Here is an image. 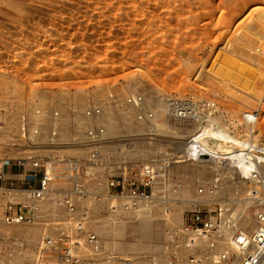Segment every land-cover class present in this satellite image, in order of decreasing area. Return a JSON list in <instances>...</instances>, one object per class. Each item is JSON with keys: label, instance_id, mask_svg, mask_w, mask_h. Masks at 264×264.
Segmentation results:
<instances>
[{"label": "rangeland", "instance_id": "374dc122", "mask_svg": "<svg viewBox=\"0 0 264 264\" xmlns=\"http://www.w3.org/2000/svg\"><path fill=\"white\" fill-rule=\"evenodd\" d=\"M130 95L144 97L141 109L128 104ZM177 99L193 102L192 130L210 120L211 103L214 126L264 143V0H0V115L6 121L0 160L17 156L14 135L20 113L30 116L41 108L48 117L60 111L57 142L65 153L87 158L78 141L87 126L106 125L101 120L106 115L114 123L106 125L108 136L118 137L113 158L118 175L135 174L152 160L168 161V177L156 187L155 203L147 212L132 214L121 200L113 208L102 199L80 202L75 214L55 206L49 220L37 224L8 225L0 213V264H66L61 248L45 242L59 233L78 238L88 264L189 261L206 253L204 239H196L201 251L193 250V237L184 229L196 211L225 222L234 214L236 229L253 231L264 203L252 197L253 182L240 167L228 155L191 152L189 144L183 145L190 129L178 136L183 141L178 154L169 134L157 130L158 123L173 124ZM93 104L106 107L105 114L88 121L84 111ZM121 109L126 115L119 120ZM139 110L153 111L155 117L138 122ZM246 113H254L256 121ZM48 117L44 140L53 127ZM128 142L133 147L120 152ZM138 143L143 152L132 151ZM185 172L192 176L186 179ZM15 173L9 185L17 184ZM144 214L159 224L151 240L129 225ZM80 218H85L82 233L76 230ZM12 226L39 232L30 240L9 234ZM89 233L98 236L99 249L87 243Z\"/></svg>", "mask_w": 264, "mask_h": 264}, {"label": "built area", "instance_id": "2783aa9c", "mask_svg": "<svg viewBox=\"0 0 264 264\" xmlns=\"http://www.w3.org/2000/svg\"><path fill=\"white\" fill-rule=\"evenodd\" d=\"M144 101L142 95L127 98L128 104L138 109L143 107ZM173 105L174 116L183 119L193 115V102L190 99H177ZM209 106L212 113L213 105L210 103ZM105 110L106 107L93 104L85 109L84 116L88 121H93ZM33 113L30 116L25 112L19 115V126L14 135L17 156L0 160V213L5 224H37L49 220V211L58 210L55 206L75 214L80 211L78 204L85 200L106 199L113 204V208H117L118 205L114 204L119 199L125 211L135 214L151 210L155 203L156 187L168 177V161L159 164L152 160L135 174L124 171V174L118 175V161L113 160L118 154V137H109L106 125L91 124L83 132L82 142L78 141V144L86 150L87 158L84 159L78 154L65 153L67 149L57 142L59 130L62 129L60 124H63L59 110L55 109L49 117L41 108H36ZM136 116L138 122H149L155 117L153 111L146 110H139ZM46 117L52 119L53 127L44 140L41 137ZM5 128L6 121L0 115V132ZM133 144L128 142L123 145L120 152L126 150L125 154ZM246 151L250 153L248 159L257 160L259 165L264 163V143L256 141L253 146L246 147ZM15 171L17 184L9 185L7 181ZM251 176L245 175V178H255L258 183L251 191L252 197L264 203V174L253 171ZM50 201H54V206L50 205ZM83 211L87 214V211ZM78 220L76 230L82 233L85 218ZM192 220L191 224L184 226L185 232L193 237L190 247L201 251L202 245H198L196 239L206 238V253L193 255L189 261L173 260L166 264H232L235 254L224 247L220 248L219 240L231 234L233 217L225 222L205 218L201 211H196ZM231 235L235 246L245 254L242 264H264V209L258 212L253 231H236ZM86 241L93 249H99L100 240L95 233L87 234ZM45 242L48 246L61 248L66 264H88L80 253L78 238L59 233L45 238Z\"/></svg>", "mask_w": 264, "mask_h": 264}, {"label": "bare ground", "instance_id": "6f19581e", "mask_svg": "<svg viewBox=\"0 0 264 264\" xmlns=\"http://www.w3.org/2000/svg\"><path fill=\"white\" fill-rule=\"evenodd\" d=\"M104 114L105 113H103V115ZM118 115H119L118 116V119L121 120L122 117H125L126 113H124V110L121 109V111H120V113ZM100 116L102 117V115H100ZM100 116H98V117L100 118ZM245 117L247 119L253 120V121H256V119H257V117L254 116L252 113H246L245 114ZM183 119H184V122H182L181 125H180L178 123V120H180V118L176 115V116L173 117V120H172L173 121V124L158 123L157 124V127L155 126L159 132H162V133L163 132H167V134H169L168 135L169 136V140H172V143H175L177 145V150L178 151L176 152V154L182 152V145H180V143H182L183 141L182 142L179 141L180 138L178 136L182 135V130L183 129H186V130L187 129H190V130H192L191 128L193 127L192 126L193 125L192 123L194 122L193 121L194 120L193 115L192 116H188V117L183 118ZM199 119L200 118H198L196 120L199 121ZM101 120H102V123H105L107 126L112 125L114 127V123H110V122L107 121L108 120V117H106V115H104V118H102ZM186 122H188L189 126H188V124H186ZM213 124H214V119H213L212 116H210V120L207 123H205L203 121L202 122H199V125L195 129L193 128L194 130L190 131V138H189V140L186 143L184 142L185 144H183V145L189 144V149L191 150V152H193L196 149H197V151H202L203 150L205 152H208V153H202V155L209 154V153L212 154V155H215V156H217V155L218 156L219 155L220 156L221 155H228L229 157L232 158L233 163H235V165H237V166L240 167L241 172L244 175L251 176L253 171H259V172H262L264 174V163H260V165H259L258 162H257V160H255V159L254 160L248 159V155L250 153L248 151H246V147L249 148V147L253 146L254 144H256L255 143V140L256 139L254 138L255 136L252 135L250 137L248 136V137H244V138L237 137L232 132H230L226 127L224 128L223 126H220V125L214 126ZM252 125H254V124H252ZM252 125L250 126L251 131L253 129V126ZM56 126H58V125H56ZM152 126H154V125H152ZM153 129H154V127H153ZM0 133L5 134L4 130L1 131ZM167 134H166V136H167ZM192 138H193V140L190 142V139H192ZM240 138H242V139H240ZM141 147L142 146L139 145V143H138V145H136L135 149H133L132 151L133 152H136V153L143 152L144 150L141 149ZM127 154H130V152L127 153ZM202 155L200 154L199 156H202ZM182 166H183V164H182ZM190 176H192V174H190V175L187 174L185 176V178L188 179V178H190ZM250 181L253 182L251 184L252 185L251 188H255L257 186L256 185L257 184L256 183L257 180L255 178H251ZM183 191L184 192L187 191V188L185 187ZM235 201H237V200L235 199ZM239 205H237V206H239ZM236 208H238V207H236ZM242 208L240 207L241 210H242ZM241 210H239V212ZM232 216H233V226H232V230L230 231L231 234L235 233L236 231H242L244 233H247V231L240 230L239 228L236 229L235 216H234V214ZM138 219L139 220H137V221H130V224H129L130 227L132 226L133 229L142 231V233L146 237V239H149V240L152 239L151 238L152 236L155 237V234L157 235V233L155 231H156V228L159 226V224H158L157 221H155L154 218H152L151 215H148V214L145 215L144 214V215H142ZM239 219H241V217H239ZM17 225H20V224H17ZM101 228L103 229L101 231V233L102 234L104 233L103 235H105L106 232H107L106 231V228H104V227H101ZM7 231L9 232V234L10 233H13V232H17V233H19L21 235L24 234L30 240L32 239V237H34V235L38 234V232H39V231L38 232H35L36 230L35 231H29V230H27V228H21V227H16V226L10 227ZM231 234L227 235L224 239H220L219 240L220 248L221 247H224V245L226 244V242L229 243L228 245H230V246L229 247H225V248H227L228 250H231V252L236 255L234 260L235 261L236 260H239V264H242L243 257H244L245 254L242 253V251H240L235 246ZM201 239H204V241L206 243V240H205L206 238H201ZM226 239H227V241H226ZM144 245L145 244H141L142 247H145ZM49 255H51V254H49ZM235 261H233L232 264Z\"/></svg>", "mask_w": 264, "mask_h": 264}]
</instances>
